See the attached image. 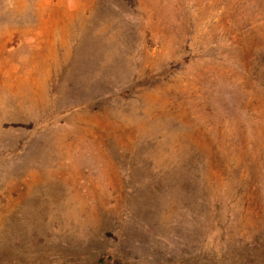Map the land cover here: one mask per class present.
Returning a JSON list of instances; mask_svg holds the SVG:
<instances>
[{
	"label": "rangeland",
	"instance_id": "1",
	"mask_svg": "<svg viewBox=\"0 0 264 264\" xmlns=\"http://www.w3.org/2000/svg\"><path fill=\"white\" fill-rule=\"evenodd\" d=\"M0 264H264V0H0Z\"/></svg>",
	"mask_w": 264,
	"mask_h": 264
},
{
	"label": "trees",
	"instance_id": "2",
	"mask_svg": "<svg viewBox=\"0 0 264 264\" xmlns=\"http://www.w3.org/2000/svg\"><path fill=\"white\" fill-rule=\"evenodd\" d=\"M104 256H101V257H99V259H98V261H97V263H100V262H103L104 261Z\"/></svg>",
	"mask_w": 264,
	"mask_h": 264
}]
</instances>
